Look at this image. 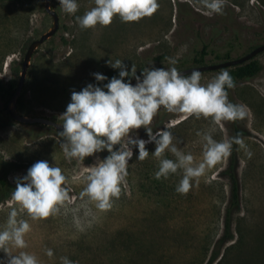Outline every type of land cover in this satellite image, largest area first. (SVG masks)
I'll list each match as a JSON object with an SVG mask.
<instances>
[{
  "label": "rangeland",
  "instance_id": "374dc122",
  "mask_svg": "<svg viewBox=\"0 0 264 264\" xmlns=\"http://www.w3.org/2000/svg\"><path fill=\"white\" fill-rule=\"evenodd\" d=\"M159 8L151 16L124 22L116 17L107 26L81 28L75 16L94 6V0H78V11L68 14L59 0H50L59 15V30L33 54L24 88L17 100L18 112L28 117H46L62 123L61 114L71 100V92L87 84H96L93 73H118L106 61L121 59L137 68V75L148 67H170L175 60L178 70L195 67L189 62L195 53L208 45L210 54L204 65H213L216 54L231 50L232 59L240 58L264 44V0H225L223 11L207 15L198 0H158ZM45 0L10 2L0 0V227L6 224L12 207L18 218L27 219L31 231L26 234L27 248L9 246L8 254L19 251L34 253L41 264H62L67 257L76 264H207L213 246L223 232L225 209L231 197V186L223 171L230 156L201 176L198 184L186 193L176 191L182 170L167 179H156L159 158L136 159V151L128 164V175L119 198L110 209L100 211L79 197L86 186L83 179L72 177L84 165L94 162L87 157L82 163L65 158L59 131L43 125L14 121L7 111L20 80L22 63L30 43L50 30L53 20L46 13ZM261 70L251 79L239 81L229 90L233 103L244 104L249 116L242 121H224L223 127L210 118H197L171 113L161 108L150 127L155 132L170 122L168 129L174 143L184 152L199 159L202 135L209 132L214 139L243 133L246 150L233 145L237 159L240 210L234 215L235 238L220 264H264V52L255 57ZM203 66V65H202ZM229 70V69H226ZM218 71L201 72L202 83ZM135 80V79H133ZM14 85L12 89L10 85ZM147 139L143 128L137 130ZM108 153H98L101 158ZM174 159L170 152L163 154ZM47 160L60 167L68 177L69 195L75 197L56 215L32 220L26 211L11 200L16 178L27 174L37 161ZM12 187V188H9ZM8 193L7 196H5ZM53 255L47 256L46 250ZM222 250L216 264L225 251ZM8 254L0 249V260Z\"/></svg>",
  "mask_w": 264,
  "mask_h": 264
},
{
  "label": "clouds",
  "instance_id": "9594fccd",
  "mask_svg": "<svg viewBox=\"0 0 264 264\" xmlns=\"http://www.w3.org/2000/svg\"><path fill=\"white\" fill-rule=\"evenodd\" d=\"M205 14H219L223 11L225 0H198ZM59 5L68 14L78 11V0H59ZM158 0H94V6L75 16L81 28L107 26L119 17L124 22L138 21L151 16L159 8ZM106 63L118 69V75L111 79L97 72L95 80L108 81L103 86L87 84L79 91L71 92V100L61 114L62 129L59 135L64 138L61 148L66 159H76L82 163L87 157H94V162L80 168L72 179L86 181V186L79 193L85 206L89 203L100 211L110 209L114 198H119L121 187L128 175V164L136 151V159L143 161L149 156L146 147L154 144L151 154L159 158V167L155 171L156 179H167L170 174L182 170V177L176 191L186 193L201 176L219 162L226 160L238 145L247 150L244 138L237 134L216 140L209 132L202 135V154L199 159L191 152L179 149L174 136L168 129L171 122L155 132L150 127L153 117L163 108L171 113L187 116H201L211 123L223 127L224 121H242L249 116V109L244 104L233 103L229 99L228 89L235 86L230 72L221 69L217 75L202 83L200 70L190 73L180 72L169 58L170 67H148L137 75V68L132 64L130 70L121 59L109 58ZM135 79V83H132ZM143 128L147 139L139 136ZM107 152L101 158L98 153ZM173 154L167 158L165 152ZM68 177L64 171L47 160L35 162L27 174L16 178V186L11 193V200L26 211L32 220L44 219L56 215L66 203L75 197L69 195ZM18 209L12 207L6 224L0 227V249L9 253V246L17 249L27 248L25 236L31 231L27 219L18 218ZM47 256L53 255L52 249L46 250ZM62 264H76L67 257H61ZM0 264L4 261L0 260ZM6 264H41L34 253L19 251L8 254Z\"/></svg>",
  "mask_w": 264,
  "mask_h": 264
},
{
  "label": "trees",
  "instance_id": "16d2710c",
  "mask_svg": "<svg viewBox=\"0 0 264 264\" xmlns=\"http://www.w3.org/2000/svg\"><path fill=\"white\" fill-rule=\"evenodd\" d=\"M6 1L21 2L23 0H6ZM208 48H209L208 45H204L201 50H199L195 53V55L190 59V61L183 60V61H180L181 62L180 64L184 66L187 63L191 62L197 66L204 65L206 63V56H208L210 54V52L208 51ZM216 59L217 60H225V61L231 60L232 59L231 50H228L224 54H216ZM260 70H261L260 63L253 59V60H251V61H249L243 65L229 69L228 71L232 75L234 82H235V85H236L239 81H245V80L251 79L256 74H258ZM103 75H105L106 77L111 79L113 76H117L118 73H116L114 71H109ZM132 81H133V79H132ZM107 82H108L107 80L104 82L97 81L95 85L103 86V84L107 83ZM0 84H1V81H0ZM10 87L12 89H15V86L13 84L10 85ZM0 90H6V89H4L2 86H0ZM229 90L230 89H228V92H229ZM14 92H13V94H14ZM237 133L240 134L241 136L243 135V133L240 132L239 130H237ZM236 168H237V159H236V155H235V151H234V147H233L232 152L230 154L229 165L223 171V175H225L228 178V180L230 181L231 197H230V200H229L227 207L225 209V216L223 219L222 235L215 242L213 249H212V252H211V256H210L207 264H213L218 259V257L220 256L222 250L225 248L226 243H228L229 241H233L235 238V235L233 232L234 215L240 210V191H239V181H238V177H237ZM0 185H2L4 187L9 186L8 183L6 182V180L1 178V177H0ZM9 188H12V187H9ZM7 195H8V193L5 196H7ZM235 245H238V240L235 241L229 247L225 248L224 253L222 254L220 260L216 264H220V262L225 257L226 251Z\"/></svg>",
  "mask_w": 264,
  "mask_h": 264
},
{
  "label": "water",
  "instance_id": "95a60500",
  "mask_svg": "<svg viewBox=\"0 0 264 264\" xmlns=\"http://www.w3.org/2000/svg\"><path fill=\"white\" fill-rule=\"evenodd\" d=\"M44 9H45L46 13L51 16V18L53 20V24H52L49 31L44 33L39 39L32 41L30 43V45L28 46L27 51H26L25 56H24L23 63H22V71L20 74V80L18 82V85H17V88H16L14 94L12 95L9 103L7 104V111L9 112L10 117L16 122H19L22 124H29V125L39 124V125L51 127L55 130L60 131L62 129V123L53 121V120L46 118V117L24 116V115L20 114L18 112V109H17V100H18V98H19V96H20V94L24 88L26 77H27V72H28V69L31 65V59H32L34 52L42 44H44L46 41L51 39L59 30V26H60L59 15L55 10H53L51 8L50 0H45ZM262 52H264V44L256 47L251 52H249L248 54H246L240 58L227 60V61L220 62L218 64H213V65L195 66V67H191V68L182 69L179 71L187 74V73H190L194 69H198V70H200V72L218 71L221 69H232V68L243 65V64L255 59V57ZM135 82H136L135 80L132 81L133 84Z\"/></svg>",
  "mask_w": 264,
  "mask_h": 264
}]
</instances>
